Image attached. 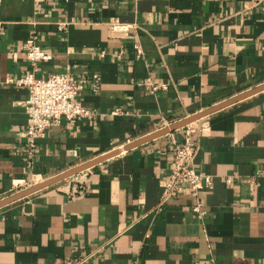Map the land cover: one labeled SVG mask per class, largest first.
<instances>
[{"label": "crops", "instance_id": "crops-1", "mask_svg": "<svg viewBox=\"0 0 264 264\" xmlns=\"http://www.w3.org/2000/svg\"><path fill=\"white\" fill-rule=\"evenodd\" d=\"M30 36L50 53L36 76L73 74L95 110L47 126L32 156ZM262 84L264 0H1L0 199ZM195 125L198 199L156 207L176 129L1 206L0 264H264V89Z\"/></svg>", "mask_w": 264, "mask_h": 264}, {"label": "built area", "instance_id": "built-area-1", "mask_svg": "<svg viewBox=\"0 0 264 264\" xmlns=\"http://www.w3.org/2000/svg\"><path fill=\"white\" fill-rule=\"evenodd\" d=\"M122 28L126 26L118 24L117 21L112 22V29ZM135 47L139 51L137 44ZM21 48L30 64V68L18 79V83L25 85L28 89V97L24 102L27 125L22 135L26 138V152L32 156L37 139L44 135L47 126L58 123L61 117L69 121L90 117L95 114V110L83 106L77 99L84 85L73 74L64 72L53 73L46 77L36 76L38 63L49 59L50 53L37 44L34 36L28 37ZM97 83L98 78L93 77L92 89H96ZM151 90H156V86H152ZM196 121L177 129L182 138L178 148L174 151L173 164L168 176L161 183L162 192L156 206L157 209H160L174 193L187 192L198 199L199 190L211 185L210 176L197 172L194 168L198 148L190 137L200 130L195 125ZM193 210L199 215L203 214L198 201L193 206ZM89 257L90 254L82 255L68 264H82Z\"/></svg>", "mask_w": 264, "mask_h": 264}, {"label": "water", "instance_id": "water-1", "mask_svg": "<svg viewBox=\"0 0 264 264\" xmlns=\"http://www.w3.org/2000/svg\"><path fill=\"white\" fill-rule=\"evenodd\" d=\"M263 89H264V84L257 86V87H254L253 89H250L244 93H241L235 97L227 99V100L220 102L218 104L212 105V106H210V107H208L202 111H199L195 114H192L188 117H185V118L180 119L178 121H174V122L170 123L169 125H166L165 127H162L160 129H157V130L147 134V135H144V136L139 137L133 141H130V142L126 143L125 145H122L121 147L111 149V150H109V151H107L101 155H98L97 157H95L89 161H86L84 163L76 165V166H74L70 169H67V170H65V171H63L57 175H54V176L47 178L43 181L34 183L33 185L26 187L25 189H22L16 193H13V194L5 197V198L0 199V207L18 199V198H21L25 195H28L34 191H37L41 188L47 187V186L52 185L58 181L66 179L72 175L78 174V173H80V172H82V171H84L90 167H93L96 164H99V163H101V162H103V161H105V160H107L113 156H116L117 154H119L120 152H122L124 150H129L135 146L143 144V143L150 141L156 137H159V136L164 135L166 133L173 132L174 130L179 129L180 127H182L188 123L199 120L202 117H204V116H206V115H208V114H210V113H212V112H214V111H216L222 107H225V106H227V105H229V104H231V103H233L239 99H242L246 96L254 94V93L261 91Z\"/></svg>", "mask_w": 264, "mask_h": 264}]
</instances>
